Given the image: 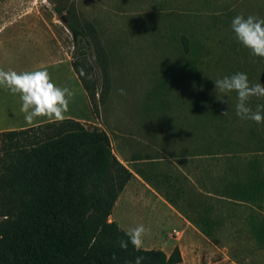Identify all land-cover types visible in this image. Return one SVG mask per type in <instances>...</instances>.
<instances>
[{
    "label": "rangeland",
    "instance_id": "374dc122",
    "mask_svg": "<svg viewBox=\"0 0 264 264\" xmlns=\"http://www.w3.org/2000/svg\"><path fill=\"white\" fill-rule=\"evenodd\" d=\"M241 14L264 18V0H0V69H46L58 86L74 92L67 117L105 130L133 177L140 172L169 196L172 179L189 216L215 220V242L177 224L145 237L143 248L178 245L183 264H264V246L249 225L252 215L264 217V200L240 203L217 194L256 170L264 177V123L241 119L236 93L215 90L214 80L237 72L264 85V58L245 48L231 28ZM63 17L93 26L90 50L75 46ZM182 35L200 41L198 56L183 54ZM187 60L194 62L192 71ZM75 62L96 91L93 101ZM171 67L183 80L166 77ZM257 104L264 98L253 97L251 107ZM21 106L19 94L0 88V152L4 131L51 121L29 124ZM136 184L128 182L133 189ZM140 206V218L150 219L151 208ZM160 208H152L153 217H161ZM133 211L124 203L114 210L115 220L129 224Z\"/></svg>",
    "mask_w": 264,
    "mask_h": 264
},
{
    "label": "trees",
    "instance_id": "16d2710c",
    "mask_svg": "<svg viewBox=\"0 0 264 264\" xmlns=\"http://www.w3.org/2000/svg\"><path fill=\"white\" fill-rule=\"evenodd\" d=\"M56 10L63 15L59 7ZM63 20L75 46L90 50L93 26L84 27L68 17ZM181 38L183 54L198 56L200 41ZM185 66L192 71L194 62L187 60ZM74 67L91 101L95 100L96 91L76 62ZM170 69L166 77L183 80L176 76L177 67ZM2 140L0 264H135L137 257L144 258L142 264L183 261L178 245L169 254L158 248L137 250L130 241L127 250L120 247L121 240L128 241L127 230L111 215L134 173L115 155L105 130L67 117L63 122L4 131ZM217 194L240 203L262 202L264 177L256 170L246 180L228 181ZM187 218L214 241L213 218L203 213ZM249 225L264 246V217L252 215Z\"/></svg>",
    "mask_w": 264,
    "mask_h": 264
},
{
    "label": "clouds",
    "instance_id": "9594fccd",
    "mask_svg": "<svg viewBox=\"0 0 264 264\" xmlns=\"http://www.w3.org/2000/svg\"><path fill=\"white\" fill-rule=\"evenodd\" d=\"M236 39L253 55L264 58V18L256 15H237L231 22ZM215 90L225 95L235 92L237 95L236 114L241 119L251 120L257 124L264 123V104L251 107L252 98H264V85L251 83L246 73L237 72L214 80ZM0 88L19 94L22 101L21 111L27 123L37 118H47L54 122L67 119L74 92L68 87H60L46 70L17 72L0 69ZM124 94L123 89L120 90ZM227 111L223 115H227ZM150 229L139 224L127 231L128 241L121 240L120 247L127 250L129 241L140 250ZM115 258V257H113ZM143 257H137L135 264H142Z\"/></svg>",
    "mask_w": 264,
    "mask_h": 264
},
{
    "label": "crops",
    "instance_id": "0c3cea01",
    "mask_svg": "<svg viewBox=\"0 0 264 264\" xmlns=\"http://www.w3.org/2000/svg\"><path fill=\"white\" fill-rule=\"evenodd\" d=\"M135 176L136 177H133L131 181L135 180L136 182H138V184H136V187L134 189L130 188L128 184L126 185L125 189L122 191L115 204L111 219L115 220L114 210L118 207L120 208L125 203V205L134 209L133 215L135 220L132 217V222L129 224L120 222L118 220L115 221H117L127 231L139 224H143L146 228L150 229V233L148 235L154 234L155 232H159L161 235H164L168 228H170V226L177 224L185 225L187 227L185 228V231L187 232L190 231V233H194L195 235L198 234L200 237L206 240H211V238H208L205 234H203L201 230L187 218L188 212L184 208V205L179 202L181 191L180 189H178L179 186H176L172 179H169L168 185L171 184L170 189L175 186V189L172 190L173 195L169 196V193L167 191L161 190L156 185H151L148 182H145L140 172L139 174L135 172ZM139 180H142V182ZM144 195L147 196L145 201L143 199ZM154 197L156 198L155 201ZM140 204L142 205L140 206ZM158 205L161 206L162 210ZM139 206L145 209L151 208L152 213L148 215L150 216V219L147 216H143V218H140V214L136 209ZM152 208L156 209V211L158 208H160L161 211L158 212L159 214H161L160 218L156 216L153 217L154 210ZM119 218L121 217L119 216ZM190 225H192V227ZM151 227L154 228L151 229ZM147 248L151 247L148 246ZM173 248L174 247L163 250L169 254L172 252ZM182 255L183 261L179 264H183L185 262L184 253Z\"/></svg>",
    "mask_w": 264,
    "mask_h": 264
}]
</instances>
